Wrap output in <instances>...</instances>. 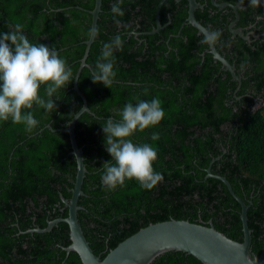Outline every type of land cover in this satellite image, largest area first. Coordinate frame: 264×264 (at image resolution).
Wrapping results in <instances>:
<instances>
[{
  "label": "trees",
  "instance_id": "obj_1",
  "mask_svg": "<svg viewBox=\"0 0 264 264\" xmlns=\"http://www.w3.org/2000/svg\"><path fill=\"white\" fill-rule=\"evenodd\" d=\"M96 0H0V33L16 23L30 43L55 48L73 72V80L52 97L57 107L49 112L33 105L38 121L27 130L11 118L0 121V264H83L76 251L67 253L70 228L61 221L49 231L48 221L66 217L68 208L61 195L70 198L75 185L77 160L71 153L66 128L83 100L73 88L85 53L92 25L91 10ZM240 3L238 26L260 33L255 38L232 36L231 7L214 8L209 0L196 10L197 19L210 31L222 32L217 48L236 67L242 82L222 68L204 44V34L190 23L187 0H167L160 10L163 27L157 25L160 0H124L125 15L113 20L110 6L103 0L98 34L91 46L78 85L88 99L91 112H84L75 127L78 145L83 148L87 173L84 194L79 198V219L96 254L104 258L126 237L152 222L188 219L209 224L227 236L242 241L241 204L227 185L212 172L227 177L236 194L248 205L252 230L251 249L259 255L264 246V0L261 6ZM214 8V9H213ZM138 33V34H137ZM120 35L123 49L114 51L116 77L108 87L91 79L103 43ZM11 43L10 41L8 42ZM239 87V88H238ZM46 85L40 95L48 99ZM139 100H161L164 118L158 125L136 131L135 144H150L157 151L153 163L163 179L151 190L135 179L108 190L102 185L103 163L111 160L102 130L109 117L121 119L125 104ZM152 133L159 139L153 141ZM151 264H204L183 251L170 250Z\"/></svg>",
  "mask_w": 264,
  "mask_h": 264
},
{
  "label": "clouds",
  "instance_id": "obj_2",
  "mask_svg": "<svg viewBox=\"0 0 264 264\" xmlns=\"http://www.w3.org/2000/svg\"><path fill=\"white\" fill-rule=\"evenodd\" d=\"M123 3L124 0H115L110 6L117 25L121 23L117 17L125 15L121 7ZM249 6L260 7L261 0H249ZM23 29V24L16 23L12 30L0 33V121L11 118L13 123H23L31 131L38 121L31 111L22 114V109H32L34 104L49 112L56 109L52 97L73 80V72L55 48L43 43H30ZM97 34L98 30L92 33L94 36ZM221 36L219 30L209 31L204 34L202 42L215 46L221 43ZM221 46L230 47L231 41L223 42ZM122 49L120 35H116L109 43H103L101 55L91 74L94 83H103L108 87L113 83L116 77L113 53ZM41 85H46L47 100L40 95ZM161 103L159 98L151 101L137 98L135 105L129 102L120 110L121 119L109 117L102 125L106 151L111 160L103 163L101 182L108 190L123 186L126 180L132 179L138 181L143 189L151 190L162 181V174L153 168L158 155L156 149L147 143L135 144L130 139L136 131L143 132L161 122L165 115ZM151 139L158 140L159 134L152 133Z\"/></svg>",
  "mask_w": 264,
  "mask_h": 264
},
{
  "label": "water",
  "instance_id": "obj_3",
  "mask_svg": "<svg viewBox=\"0 0 264 264\" xmlns=\"http://www.w3.org/2000/svg\"><path fill=\"white\" fill-rule=\"evenodd\" d=\"M164 1L165 0H161L157 6V25L150 33L158 32L163 27L160 21V10ZM188 2V18L186 22L183 23L182 27L188 22L195 26L200 34L209 32L210 30L196 17V9L200 5L198 1L188 0ZM213 2L218 6H225L228 4L235 9L236 20L231 24V31L234 34H239L244 39H249V34H245L242 28H234V25L239 19L238 7L229 3L218 4L216 0H213ZM102 3L103 0H96L94 8L91 10V32L89 38L84 41L86 44L85 53L80 59V65L74 79L73 88L81 96L83 105L74 114L66 128L55 129L50 124L47 125V127L53 130H62L69 133L72 145L71 153L75 155L77 160V173L72 195L70 198H65L61 195L65 208H68V215L66 217H58L49 220L48 225L44 228L36 227L28 231H49L59 222H67L70 228L71 243L66 246L65 249L67 253L76 251L83 264H151L157 256L170 250L183 251L187 254H191L204 264H264V246L259 255L252 253V230L248 223V205L236 194L232 184L226 176L212 172V163L208 168L207 177L210 176L222 180L241 204V220L244 233L242 241L227 236L225 233L218 230L212 221H210L209 224H203L192 222L188 219L172 218L169 220L152 222L140 228L138 231L119 242L114 248L110 249L104 258H101V255L94 252L84 233L78 214L79 209L82 207L79 204V198L84 194L83 183L87 173V167L84 162L83 148L78 145L75 127L78 119L84 112H91L88 99L79 88L78 79L82 69L86 66H90L87 62V58L95 40L96 35L94 36L92 33L94 30H97ZM252 33L254 34V32ZM209 50L213 54L215 60L221 61L223 67L228 69L232 76L238 80L240 86L242 78L237 73L236 67L219 51L216 45L209 46Z\"/></svg>",
  "mask_w": 264,
  "mask_h": 264
},
{
  "label": "flooded vegetation",
  "instance_id": "obj_4",
  "mask_svg": "<svg viewBox=\"0 0 264 264\" xmlns=\"http://www.w3.org/2000/svg\"><path fill=\"white\" fill-rule=\"evenodd\" d=\"M161 1V0H160ZM167 0H165L164 1V3L166 2ZM175 1H177V2H180V3H182L184 0H175ZM198 1V3L200 4L199 6H198V8H201V9H203L204 7H205V5H207V4H209L208 3V1L209 0H197ZM211 1V3L213 4V6H215L214 8H220V9H222V8H226V7H231L232 9H233V11H234V14H235V17L230 21V24H229V28H230V31H231V24H232V22L233 21H235L236 20V13H235V9L232 7V6H230V5H225V6H218V5H216V4H214V2H213V0H210ZM217 1V3L218 4H221V3H229V4H233V5H236L237 7H238V12H239V8L242 6L240 3H238V4H234V3H232V2H230V1H226V0H216ZM163 3V4H164ZM159 4V3H158ZM158 6V5H157ZM187 6H188V11H189V2H188V0H187ZM197 8V9H198ZM213 8V9H214ZM196 9V10H197ZM188 18V17H187ZM239 18H240V14H239ZM187 20V19H186ZM186 20H185V22H186ZM156 21H157V19H156ZM238 22H239V19H238V21H237V23L234 25V28H242L243 30H245V29H248V28H250V27H252L253 26V24H250V25H248V26H246V27H243V26H238ZM188 23V22H187ZM252 32H254V34L252 33ZM231 33H232V36L233 37H236L237 35H239V34H234L232 31H231ZM138 34V33H137ZM245 34H249V39H250V35L252 34L255 38H258V37H260V33H256L254 30H249V32H247V33H245ZM240 36V35H239ZM243 38V37H242ZM209 50V47L207 48V50L206 51H208ZM210 51V50H209ZM220 51V50H219ZM221 52V51H220ZM222 53V52H221ZM222 54H224V53H222ZM225 55V54H224ZM222 68H224L223 67V65H222ZM234 78V77H233ZM235 79V78H234Z\"/></svg>",
  "mask_w": 264,
  "mask_h": 264
}]
</instances>
